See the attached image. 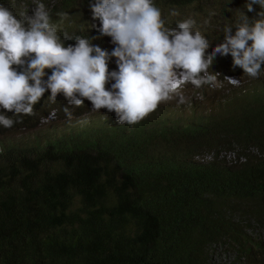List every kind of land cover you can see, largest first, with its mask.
Returning a JSON list of instances; mask_svg holds the SVG:
<instances>
[{
    "label": "trees",
    "instance_id": "16d2710c",
    "mask_svg": "<svg viewBox=\"0 0 264 264\" xmlns=\"http://www.w3.org/2000/svg\"><path fill=\"white\" fill-rule=\"evenodd\" d=\"M29 1L0 5L24 18L18 8ZM36 1L49 4L65 46L80 37L116 47L89 10L95 0ZM154 2L168 27L193 19L208 54L225 42V25L235 35L243 14L252 23L264 11L249 12L250 0ZM209 73L216 84L188 83L183 109L158 108L136 125L63 93L54 102L66 130L47 137L35 132L55 110L48 100L33 115L0 109L16 121L0 125V264H264V86L230 53ZM225 77L242 85L233 91ZM225 91L234 96L223 103Z\"/></svg>",
    "mask_w": 264,
    "mask_h": 264
},
{
    "label": "clouds",
    "instance_id": "9594fccd",
    "mask_svg": "<svg viewBox=\"0 0 264 264\" xmlns=\"http://www.w3.org/2000/svg\"><path fill=\"white\" fill-rule=\"evenodd\" d=\"M36 2L18 8L24 18L0 5V109L17 117L33 115L34 106L48 100L55 110L42 117L35 133L41 134L42 126L58 122L54 101L60 93L76 107L87 99L101 113L115 112L121 125H136L158 108L183 109L188 83L197 88L216 84L219 73L210 74L209 69L217 54L230 53L234 67L242 68L253 78L251 82L260 78L262 83L264 11L252 23L243 14L235 35L233 27L225 25V42L208 54L209 40L194 30L195 21L166 26L161 6L154 0H95L89 10L100 21L98 30L116 45L108 52L88 38L77 37L75 45L65 46L70 38L65 34L61 39L47 10L49 4ZM256 4L264 9V0H250L247 10L254 11ZM112 58H116L118 71L109 70ZM46 70H51V75ZM225 79L234 85L227 84L233 91L242 85L239 78ZM110 81H114L111 89L107 87ZM48 90L50 96L45 95ZM232 96L225 91L223 103ZM64 112L71 119L70 109L65 107ZM15 122L0 111V125L11 128Z\"/></svg>",
    "mask_w": 264,
    "mask_h": 264
},
{
    "label": "rangeland",
    "instance_id": "374dc122",
    "mask_svg": "<svg viewBox=\"0 0 264 264\" xmlns=\"http://www.w3.org/2000/svg\"><path fill=\"white\" fill-rule=\"evenodd\" d=\"M262 83L264 85V76L262 78ZM229 85H231L232 87H234V85H232L231 83H228ZM236 87V86H235ZM99 114L94 112L92 113L87 119L88 120H92L95 119ZM67 125L61 122H55V123H51V124H47L45 126L41 127V134L42 136L47 137L48 135L52 134L54 131H59V132H63L66 130ZM233 157V155L228 154V158ZM227 263L229 264V262L227 261Z\"/></svg>",
    "mask_w": 264,
    "mask_h": 264
}]
</instances>
